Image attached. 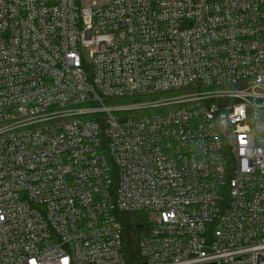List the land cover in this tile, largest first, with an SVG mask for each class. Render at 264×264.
I'll list each match as a JSON object with an SVG mask.
<instances>
[{
    "label": "built area",
    "instance_id": "1",
    "mask_svg": "<svg viewBox=\"0 0 264 264\" xmlns=\"http://www.w3.org/2000/svg\"><path fill=\"white\" fill-rule=\"evenodd\" d=\"M0 264H264V0H0Z\"/></svg>",
    "mask_w": 264,
    "mask_h": 264
},
{
    "label": "trees",
    "instance_id": "2",
    "mask_svg": "<svg viewBox=\"0 0 264 264\" xmlns=\"http://www.w3.org/2000/svg\"><path fill=\"white\" fill-rule=\"evenodd\" d=\"M121 221L125 256L134 263L138 258V242L145 229V213H127L122 216Z\"/></svg>",
    "mask_w": 264,
    "mask_h": 264
},
{
    "label": "rangeland",
    "instance_id": "3",
    "mask_svg": "<svg viewBox=\"0 0 264 264\" xmlns=\"http://www.w3.org/2000/svg\"><path fill=\"white\" fill-rule=\"evenodd\" d=\"M92 0H83V3H90ZM153 217V216H152Z\"/></svg>",
    "mask_w": 264,
    "mask_h": 264
}]
</instances>
